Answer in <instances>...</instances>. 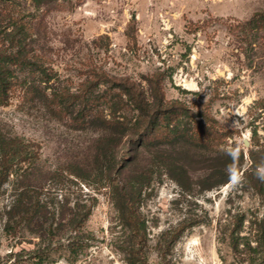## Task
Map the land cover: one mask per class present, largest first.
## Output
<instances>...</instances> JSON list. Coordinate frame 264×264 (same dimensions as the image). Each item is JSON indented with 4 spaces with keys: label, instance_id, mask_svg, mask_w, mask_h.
I'll return each instance as SVG.
<instances>
[{
    "label": "rangeland",
    "instance_id": "1",
    "mask_svg": "<svg viewBox=\"0 0 264 264\" xmlns=\"http://www.w3.org/2000/svg\"><path fill=\"white\" fill-rule=\"evenodd\" d=\"M22 10L31 25V49L42 57L53 88L73 91L91 70L110 79L129 77L140 88H148L153 78L168 101L185 108L186 122L193 116L192 122L206 121L218 131L215 149H242L245 168L249 151L264 144V56L247 48L240 31L241 23L264 10V0H47L40 9L27 0ZM0 128L38 146V174L49 200L66 196L73 202L80 192L84 201L88 195L97 198L84 224L83 245L71 252L61 231L42 242L50 250L42 264H129L130 230L114 205L110 181L95 177L102 163L96 153L102 131L58 118L41 100L25 103L19 96L0 105ZM121 145L112 139L115 164ZM210 155L188 163L195 176L214 163ZM150 157L148 151L140 153L135 164L147 165ZM71 165L85 169L91 186L76 185L66 173L52 178ZM198 178L187 183L191 193L186 194L168 176L157 175L141 205L147 229L144 242L137 243L144 256L136 264L261 261L240 252L242 245L235 250L229 234L241 217L240 236L251 234L252 220L264 214V197L243 184L242 173L204 191L194 183ZM10 187L0 195V264H40L38 234L26 226L15 236L4 229ZM184 219L193 225L170 238L166 232Z\"/></svg>",
    "mask_w": 264,
    "mask_h": 264
},
{
    "label": "trees",
    "instance_id": "2",
    "mask_svg": "<svg viewBox=\"0 0 264 264\" xmlns=\"http://www.w3.org/2000/svg\"><path fill=\"white\" fill-rule=\"evenodd\" d=\"M26 1L0 0V105H8L16 96L25 103L41 100L54 116L68 118L83 127L96 126L102 131L96 146L97 160L100 158L102 163L97 165L95 177L110 181L114 205L130 230L129 264H136L144 256L136 248L137 243L144 242L147 229L141 205L157 175L168 176L184 193L190 194L187 183L194 177H199L194 183L204 191L224 185L242 173L243 184L264 197V144L249 151V165L245 168L244 151L236 146L215 149L213 142L218 131L206 121L192 122L193 116L186 122L185 108L168 101L156 79L149 80L148 88H140L129 77L110 79L106 72L91 70L73 91L67 87L53 88L49 84L52 75L43 67L42 57L31 49V25L22 10ZM46 1L30 0L36 9ZM240 27L241 41L264 56V10L255 12ZM114 138L122 140L116 164L110 148ZM145 151L151 156L148 164L136 165L139 154ZM209 153L214 163L195 176L188 163ZM39 159V148L34 142L6 134L0 128V195L8 183L12 193L11 202L2 213L3 226L13 236L24 226L38 234L41 241L37 253L42 264L50 253L48 247L42 248V242L61 231L68 236L67 247L71 252L83 245L84 224L97 198L88 195L84 201L80 192L73 202L66 196L49 200L41 182L42 174H38ZM77 167L57 170L52 178L59 179L66 173L73 175L71 181L76 185L91 186L89 176L83 174L85 169ZM192 225L184 219L166 233L170 238L178 237ZM242 226L243 217L235 222L229 234L231 244L237 251L242 245L240 252L251 258L260 257L256 264H264V214L252 220L250 235L240 236Z\"/></svg>",
    "mask_w": 264,
    "mask_h": 264
},
{
    "label": "water",
    "instance_id": "3",
    "mask_svg": "<svg viewBox=\"0 0 264 264\" xmlns=\"http://www.w3.org/2000/svg\"><path fill=\"white\" fill-rule=\"evenodd\" d=\"M244 144H245L246 146L249 145V140H248L247 138L244 139Z\"/></svg>",
    "mask_w": 264,
    "mask_h": 264
}]
</instances>
